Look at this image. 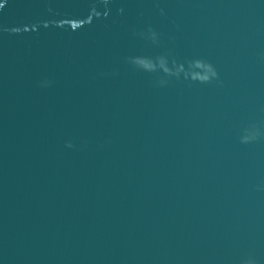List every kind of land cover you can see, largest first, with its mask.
I'll list each match as a JSON object with an SVG mask.
<instances>
[{
	"label": "water",
	"instance_id": "water-1",
	"mask_svg": "<svg viewBox=\"0 0 264 264\" xmlns=\"http://www.w3.org/2000/svg\"><path fill=\"white\" fill-rule=\"evenodd\" d=\"M0 264H264V0H0Z\"/></svg>",
	"mask_w": 264,
	"mask_h": 264
}]
</instances>
